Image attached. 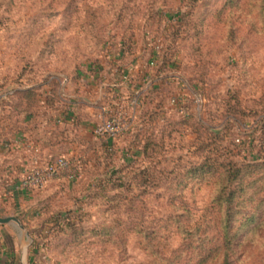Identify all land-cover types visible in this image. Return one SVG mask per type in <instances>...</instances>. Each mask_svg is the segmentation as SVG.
Returning a JSON list of instances; mask_svg holds the SVG:
<instances>
[{
    "label": "rangeland",
    "instance_id": "1",
    "mask_svg": "<svg viewBox=\"0 0 264 264\" xmlns=\"http://www.w3.org/2000/svg\"><path fill=\"white\" fill-rule=\"evenodd\" d=\"M263 119L264 0H0V264H169L207 158L254 166L233 264H264ZM26 141L75 178L17 191Z\"/></svg>",
    "mask_w": 264,
    "mask_h": 264
},
{
    "label": "trees",
    "instance_id": "2",
    "mask_svg": "<svg viewBox=\"0 0 264 264\" xmlns=\"http://www.w3.org/2000/svg\"><path fill=\"white\" fill-rule=\"evenodd\" d=\"M206 163L210 201L200 220L191 216L190 220L179 217L173 222L174 231H169V237H177L178 245L169 251V264H233L237 223L234 183L238 178L243 179L240 176L244 173L250 176L254 166L228 162L217 167L212 158H207ZM157 235L158 232L147 233L140 229L141 238L151 244L157 240Z\"/></svg>",
    "mask_w": 264,
    "mask_h": 264
},
{
    "label": "built area",
    "instance_id": "3",
    "mask_svg": "<svg viewBox=\"0 0 264 264\" xmlns=\"http://www.w3.org/2000/svg\"><path fill=\"white\" fill-rule=\"evenodd\" d=\"M93 133L99 137L107 136L109 139L116 136L114 125L110 121H104L102 126L95 129ZM23 147H25L24 153L28 158V165L17 183V191L26 194L33 193L41 189L48 180L62 173L68 175L69 179L75 178V171L71 169L72 165L66 157L47 158L37 144L30 141H26Z\"/></svg>",
    "mask_w": 264,
    "mask_h": 264
},
{
    "label": "water",
    "instance_id": "4",
    "mask_svg": "<svg viewBox=\"0 0 264 264\" xmlns=\"http://www.w3.org/2000/svg\"><path fill=\"white\" fill-rule=\"evenodd\" d=\"M8 223H14L17 225V227L22 229L19 221L14 217L6 218V219H0V225H4V224H8Z\"/></svg>",
    "mask_w": 264,
    "mask_h": 264
}]
</instances>
